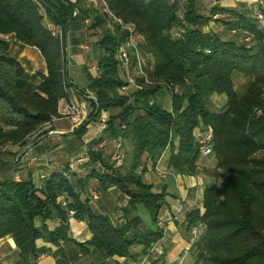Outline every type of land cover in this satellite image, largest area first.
<instances>
[{
	"label": "trees",
	"instance_id": "obj_1",
	"mask_svg": "<svg viewBox=\"0 0 264 264\" xmlns=\"http://www.w3.org/2000/svg\"><path fill=\"white\" fill-rule=\"evenodd\" d=\"M105 2L140 36L144 74L130 68L138 87L128 94L117 92L127 81L117 56L127 32L100 8L89 0H0V35L36 47L46 64L45 74L26 71L0 37V150L6 145L21 149L31 135H45L41 129L60 116L58 102L69 85L65 43L51 33L49 22L64 36L79 26L93 34L100 30L94 41L97 75L89 76L88 84L96 101L71 133L80 138L88 122L107 113L102 135L88 146L84 177L51 172L40 186L30 174L0 180V239H13L16 264H39L42 250L36 239L47 233L54 243L67 240V215L74 210L92 234L87 242H75L80 249L129 259L147 254L163 236L157 221L165 191H153L142 175L147 160L154 169L167 151L168 169L213 179L203 190L202 209L186 214V230L200 224L188 250L189 264H264V26L254 15L220 6L218 0L205 10L202 0ZM261 11L264 16V6ZM216 12L221 16L213 19ZM238 75L246 79L240 89L234 83ZM212 93L226 96L218 110L208 108ZM163 94L166 103L160 100ZM199 126L211 127L213 168L198 166L194 129ZM105 136L120 137L121 148L130 143L127 164L122 150L118 166L112 155L104 156L98 144ZM91 181L102 196L109 197L113 188L125 199L118 208L120 221L90 203ZM38 217H58L62 223L48 231L36 225ZM135 245L139 252L131 251Z\"/></svg>",
	"mask_w": 264,
	"mask_h": 264
},
{
	"label": "crops",
	"instance_id": "obj_2",
	"mask_svg": "<svg viewBox=\"0 0 264 264\" xmlns=\"http://www.w3.org/2000/svg\"><path fill=\"white\" fill-rule=\"evenodd\" d=\"M218 4L254 16L264 6V4L260 5L259 2L255 3V0H218ZM253 4L256 7L255 9L250 8ZM261 24L264 26V22ZM0 37L8 42L10 54L21 63L26 71L30 73H46L45 60L36 47L22 44L10 35H0ZM63 37L65 43L66 77L69 85L66 97L60 99L58 102V111L60 112L69 103L75 102L82 107L88 118L92 110V100L87 95V92L91 91L88 89L89 76L97 75V70L90 66L96 63L94 59L93 33L85 29V26H79L75 29L70 28L65 32V36L63 31ZM81 44H86L88 48L82 49L80 47ZM68 49H70V53ZM67 59L68 62L71 61L74 67H79L86 73L88 80L85 86L80 87L75 82L73 74H69ZM36 81H39V77ZM78 90L83 91V93ZM225 101L226 96L224 94L212 93L208 103L219 109ZM72 127V123L66 117L59 116L53 118L41 130L54 133L36 138L37 140L34 137L35 135L28 137V143L35 142V144L32 148L21 154L18 163L16 161L17 153L20 150L19 147L17 145H6L3 147L0 150V180L6 177H13L15 180H19L30 174L34 185L40 186L43 182L38 179L37 171L45 172L48 175L51 172H62L67 173L71 177H84L88 169H86V160L80 159L83 158L82 154H86L88 146L102 135L103 128L99 119L91 120L86 124L84 134L80 138H76L71 133L74 130ZM203 129L204 127L201 126L196 127L194 135L199 134ZM102 141H105L102 149L107 155H112L114 152V139L105 136ZM125 144L127 145V143ZM93 147L95 149L98 148L97 145H93ZM77 150L80 151L77 152ZM31 155L41 157V160L34 167H28L26 164ZM202 155L204 154H200V156ZM200 156L197 160L200 169L213 168L214 160L212 162L206 160L204 161L205 163H200ZM144 158L147 159L146 154ZM167 160L168 152L166 151L157 162L159 166L169 171L167 175L176 186V191L168 189V184L165 181L168 176L160 177L153 169L150 160H147V169L142 175L143 180L152 184L153 191H165L164 201L159 210L157 221V226L163 229V236L153 245V251L148 256L145 264H158L160 261L177 264L180 258H183L185 264L191 263L192 258L188 250L192 239L190 230H186V214L194 208L202 209L203 190L206 186L213 183V179L203 173L194 175L176 173L167 168ZM84 164L85 167H83ZM89 188L90 203L99 210L108 212L113 221H118L121 218L118 208L125 203V199L121 200L119 194L115 193L113 188H110L109 197L102 196L93 187ZM83 196L84 193L82 194ZM61 198L62 196L59 199ZM64 203L62 202V204ZM35 221L36 225L43 226L48 231L55 230L62 223L58 217L45 220L38 217ZM66 233L67 240L59 239L58 243L49 240L47 233L36 239V246L42 250L38 257L39 264H56V261H60V264H138L146 255L139 254L134 259L122 256L105 257L99 250L91 248L80 249L75 242H87L92 237V234L85 220L78 219L69 212L67 215ZM139 250L140 246L135 245L131 251L139 252ZM8 254L16 255L14 258V263L16 264L18 259L17 248L13 239L9 236L0 239V257L7 256ZM6 264H12V262H7Z\"/></svg>",
	"mask_w": 264,
	"mask_h": 264
},
{
	"label": "built area",
	"instance_id": "obj_3",
	"mask_svg": "<svg viewBox=\"0 0 264 264\" xmlns=\"http://www.w3.org/2000/svg\"><path fill=\"white\" fill-rule=\"evenodd\" d=\"M89 2L93 6L100 8L110 18H112L113 21L117 22L123 30L127 32L124 42L118 47V53H117V56L119 59V68L121 71L125 72V80L127 81L117 88V92L119 94H128L133 88L138 87L134 76H132L130 73V68L132 67L133 72H135L136 74H141V75L144 74V69H143L144 62H143L142 56L140 54V49H139L140 48L139 46L140 36L135 30L133 25L124 23L120 18L115 16V14L107 6L105 0H89ZM259 4L263 5L264 0H259ZM220 16L221 14L216 12L213 15V19H217ZM255 17L261 23L264 22V16H263L262 11H258ZM85 23H88V20H85ZM47 25L50 28L51 33L54 36H58L61 40H63V29L60 26L54 25L50 22ZM108 26L111 27L110 22L108 23ZM80 47L82 49L88 48L86 44H81ZM92 67L97 70L96 64H92ZM173 91H176V88H174ZM87 95L92 101H96V97L93 91H88ZM60 116L66 117L72 123L73 129L78 127L80 124H82L87 119V116L84 113L82 107L79 104H76L75 102H71L65 108H63L60 111ZM99 121H100L101 127L104 128L106 126V121H107V113L105 111L100 112ZM195 136H196V141H197L200 153L204 155L211 154L212 152L211 127L209 126L205 127L199 134ZM104 143L105 141H101L98 144V147H102ZM123 158H124L123 153L121 151V140H120V137H118L114 140V152L111 156V160L113 161L114 165L118 166L123 162ZM82 159L86 160L87 158L83 157L80 160ZM40 160H41V157L37 155H31L29 156L26 164L28 167H34L35 165L38 164ZM154 170L160 177H165L167 174H169V171L159 166L158 162L155 164ZM37 177L41 182H44L47 179L48 174L42 171H37ZM69 213L72 215L74 213V210H70ZM199 226L200 224L194 225L190 228L192 242L198 236ZM152 251H153V247L141 259V261L138 264H145L148 256L152 253ZM158 264H169V262L160 261ZM177 264H185L183 258H180Z\"/></svg>",
	"mask_w": 264,
	"mask_h": 264
},
{
	"label": "rangeland",
	"instance_id": "obj_4",
	"mask_svg": "<svg viewBox=\"0 0 264 264\" xmlns=\"http://www.w3.org/2000/svg\"><path fill=\"white\" fill-rule=\"evenodd\" d=\"M212 1L213 0H202V2H201V6L204 8V10H205V8H207L206 6H208L210 3H212ZM257 2H259V0H255V3H257ZM243 6H245V5H243ZM242 6V7H243ZM250 8L251 9H255L256 7H255V5L253 4V5H251L250 6ZM244 11V10H243ZM96 33L95 34H93V40L95 41V39L96 38H98L99 36H100V30L97 28L96 29V31H95ZM89 43V42H88ZM70 48V47H69ZM70 49H68V52L70 53V51H69ZM94 64H96V63H94ZM90 66H92V64L90 65ZM67 68H68V70H69V74H73V76H74V80H75V82L80 86V87H83V86H85L86 85V83H87V80H88V76H86V73L84 72V70L83 69H81V68H79V67H74L73 65H72V63H71V61H69L68 62V59H67ZM245 78L244 77H242V76H240V75H238V76H235V78H234V83H235V87L237 88V89H240L241 88V86L244 84V82H245ZM161 99V101H162V103H166V98H167V96L166 95H160L159 96ZM207 105H208V108L210 109V110H214V109H218V108H216V106L214 107L213 105H211L210 103H208L207 102ZM94 122H96V121H94ZM41 131H43V130H41ZM40 131V132H41ZM39 133V132H38ZM35 136V138H36V136H37V133L36 134H34ZM41 136H44V134H41L39 137H41ZM38 137V138H39ZM37 140V139H36ZM109 145V144H108ZM74 147V146H73ZM69 148V147H68ZM121 150L125 153V157H126V164L128 163V160H129V151H130V143H127V145L125 144V143H123V145H122V148H121ZM80 150H77V152H79ZM76 152V153H77ZM82 156L84 157V156H86V154H82ZM104 156L105 157H108L109 155H107L106 153L104 154ZM201 158H199V161H200V163H205L204 161H206V160H209L210 162H212L214 159H213V156L212 155H208V156H204V155H202V156H200ZM78 158V157H77ZM76 158V159H77ZM83 162H85V161H83ZM87 165V164H86ZM83 167H85V164L83 165ZM86 169H88V167L86 168ZM168 176V175H167ZM166 181V183L168 184V189L169 190H172V191H176V186L174 185V183L172 182V180H171V178L168 176V178L165 180ZM90 187H94V181H91V183H90ZM143 214H145V213H143ZM145 216V215H144ZM15 254H8L7 256H4V257H0V264H6L7 262H12V264H15L14 263V258H15Z\"/></svg>",
	"mask_w": 264,
	"mask_h": 264
},
{
	"label": "water",
	"instance_id": "obj_5",
	"mask_svg": "<svg viewBox=\"0 0 264 264\" xmlns=\"http://www.w3.org/2000/svg\"><path fill=\"white\" fill-rule=\"evenodd\" d=\"M52 133H54V132H47L44 136H46V135H50V134H52ZM34 144H35V142H31V143L26 144L24 147H22V148L19 150V152L17 153V159L21 156V154H22L23 152H25V151L29 150L30 148H32Z\"/></svg>",
	"mask_w": 264,
	"mask_h": 264
}]
</instances>
